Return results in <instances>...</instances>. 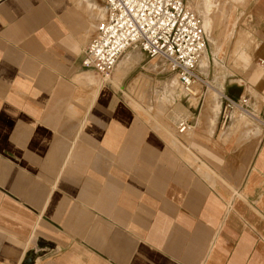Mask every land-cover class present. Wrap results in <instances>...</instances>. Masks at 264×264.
<instances>
[{"label": "crops", "instance_id": "0c3cea01", "mask_svg": "<svg viewBox=\"0 0 264 264\" xmlns=\"http://www.w3.org/2000/svg\"><path fill=\"white\" fill-rule=\"evenodd\" d=\"M213 3L242 57L207 38L218 101L181 89L180 133L139 48L82 68L104 1L0 0V264H264V0Z\"/></svg>", "mask_w": 264, "mask_h": 264}, {"label": "built area", "instance_id": "2783aa9c", "mask_svg": "<svg viewBox=\"0 0 264 264\" xmlns=\"http://www.w3.org/2000/svg\"><path fill=\"white\" fill-rule=\"evenodd\" d=\"M102 1L106 4V17L96 25L83 50V69L106 82L124 52L139 48L148 57L162 61L185 92L193 93L196 83L207 86L197 71L207 36L201 18L185 0ZM234 104V100H226L223 121L229 118L228 110ZM176 127L186 133L193 125L187 118H180Z\"/></svg>", "mask_w": 264, "mask_h": 264}, {"label": "rangeland", "instance_id": "374dc122", "mask_svg": "<svg viewBox=\"0 0 264 264\" xmlns=\"http://www.w3.org/2000/svg\"><path fill=\"white\" fill-rule=\"evenodd\" d=\"M185 2L201 18L202 26L204 28V31H205L206 35H207V38L209 39V41L212 44L215 45L213 47V49H212L213 55L221 54L220 56L225 59V63L223 64V66L226 65L225 67L227 68V64H228V61L230 59V56L233 57L236 53H238L239 57H242L243 50L240 49L241 45H240L239 42L237 43L236 47L233 50H232V47H229L230 46V42H234L236 40V38L238 37V35H237V33L230 31L228 29L229 28L228 26H226V29L220 31V36L223 39L224 44H222L220 41H216L215 37H214L216 24H217V27H218L222 23H224L226 20H229V22H230V21L233 20L232 17L222 16V15H214L213 13L218 11V7L214 5L213 0H185ZM195 5H197V7ZM224 45H225V47H224ZM207 50H209L208 47L204 50V52H203V54H202V56L200 58V61H199V66H200L201 70H204V72L207 71L206 69L208 67V65H207V60H208ZM148 58H150V57H148ZM202 59H203V64L205 63L207 65L206 67H204V65H202ZM157 61H158V59H156V58L152 59V61H151L152 66L150 67V70L152 69L153 71L160 72V73H162L163 75H166V76H172L170 79L165 81L164 87L172 95L176 94V98L177 99L175 100V102L174 101L172 102L173 103L172 104L173 108H172V111H171L170 115H172L173 112H177L178 117H175V118H172L171 116L169 117L174 122V124L176 125V121H177V119L179 117L184 116V115L188 116L189 114L181 112V111H184L186 108H184L182 102L179 100V97H180V94H181L179 91L181 90V88L179 86V83H178L174 73L169 72L166 68L164 69L163 65L156 66ZM125 63L126 62H124V64H122V65H125ZM118 67L116 68V70L119 71V74H121L122 71H123L122 70V66L120 67L118 65ZM119 74H116V77ZM94 77L95 78L97 77L99 79V80H97L98 83L104 82V81H102L99 78V76L94 75ZM205 80L208 83L206 87H202L200 84H197V83L193 87L194 92L190 94V99L193 100V103L196 102V100H195L196 98L193 95H196L198 92L200 93L202 89L203 90L207 89V93L208 94H210V93L212 94L211 100H212L213 104L218 101L217 92L214 91L215 90V88H214L215 86L213 84H211L207 79H205ZM115 86H116V84H115ZM132 92H133L132 96L130 97L132 102H133V100H135L134 96H138L140 98L143 97L144 98L143 101L145 100V104L152 103L151 100L155 99L153 95L145 96L144 92H141L139 94L136 93L134 90ZM156 98L158 99V97H156ZM178 104L182 106V109L179 112L176 111V105H178Z\"/></svg>", "mask_w": 264, "mask_h": 264}, {"label": "bare ground", "instance_id": "6f19581e", "mask_svg": "<svg viewBox=\"0 0 264 264\" xmlns=\"http://www.w3.org/2000/svg\"><path fill=\"white\" fill-rule=\"evenodd\" d=\"M196 7H197V5H195ZM202 21V20H201ZM201 58V57H200ZM199 61H200V59H199ZM199 61H198V63H199ZM90 72H92V71H90ZM93 73V72H92ZM176 77V76H175ZM176 79H177V77H176ZM177 81H178V79H177ZM179 83V82H178ZM179 86H180V84H179ZM181 88V87H180ZM182 89V88H181ZM193 92H194V90H193ZM191 94V93H190ZM182 109V106L181 105H176V111H180ZM172 118H175V117H178V114H177V112H173L172 113V115H170ZM186 116H181V117H179L178 119H180V118H185ZM178 119H177V121H178ZM177 121H176V123H177Z\"/></svg>", "mask_w": 264, "mask_h": 264}]
</instances>
